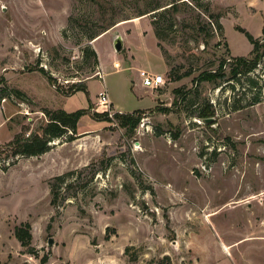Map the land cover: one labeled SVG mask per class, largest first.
Instances as JSON below:
<instances>
[{
  "label": "rangeland",
  "instance_id": "1",
  "mask_svg": "<svg viewBox=\"0 0 264 264\" xmlns=\"http://www.w3.org/2000/svg\"><path fill=\"white\" fill-rule=\"evenodd\" d=\"M263 26L264 0H0V264H264V54L234 77L230 61ZM138 68L167 80L144 88ZM103 89L111 120L91 115ZM79 108L43 154L6 145ZM136 110L132 132L112 116Z\"/></svg>",
  "mask_w": 264,
  "mask_h": 264
},
{
  "label": "trees",
  "instance_id": "2",
  "mask_svg": "<svg viewBox=\"0 0 264 264\" xmlns=\"http://www.w3.org/2000/svg\"><path fill=\"white\" fill-rule=\"evenodd\" d=\"M110 25H105L103 30H106ZM248 39L251 43L252 48L249 52V56H237L230 58L232 63L231 72L232 77L236 74H245L256 67L258 60L264 54V37L261 39L254 38L248 31L243 29H238ZM262 33L264 34V26L262 28ZM226 59H221L218 67L214 70H206L200 72V74L195 78V81H217L224 77L223 65H225ZM40 71L47 76L49 81L51 77L47 74V71L42 67ZM173 79H179L180 76H172ZM5 79L0 77V93L5 91L4 88ZM254 81H252V84ZM84 91L87 93V88L84 84H76L71 86V91ZM5 96L3 95L2 98ZM87 110L84 108H79L74 111H65L62 109L55 110H45V115L47 116V122L41 128V133L29 134V136L24 137L23 133H17L11 141L6 145L12 150L13 155H26V156H36L41 155L49 149V142L54 138L63 136L67 130L75 132L76 124L79 118L84 115ZM138 110L129 113L114 112L113 117L119 122L121 126L127 127L128 131L132 132L139 121ZM92 117L97 120H111L107 112H92ZM213 115V112L208 110L201 111L198 116L199 118H207ZM66 174L56 175L52 180H56L59 183L64 182V177ZM50 194L52 196L50 203L54 205L56 203L57 196V184L54 182L49 183ZM30 225L28 222H21L14 226V236L19 240L22 246H28L31 239V233L29 231ZM29 253L32 250L28 249ZM46 260V256L41 258V262Z\"/></svg>",
  "mask_w": 264,
  "mask_h": 264
},
{
  "label": "built area",
  "instance_id": "3",
  "mask_svg": "<svg viewBox=\"0 0 264 264\" xmlns=\"http://www.w3.org/2000/svg\"><path fill=\"white\" fill-rule=\"evenodd\" d=\"M113 67L115 69L119 68V62L118 61H114L112 63ZM96 75L99 78H103V73H101L100 71L96 72ZM137 76L139 78V82L141 84V86H143L144 88H149V89H157L159 87H162L167 78L164 76L163 73L160 72H152L148 69L145 68H138L137 69ZM97 99L95 101L96 107L95 109L97 110V112H107L108 115L110 116V101L107 95V92L105 89L103 90H99L97 92L96 95Z\"/></svg>",
  "mask_w": 264,
  "mask_h": 264
},
{
  "label": "water",
  "instance_id": "4",
  "mask_svg": "<svg viewBox=\"0 0 264 264\" xmlns=\"http://www.w3.org/2000/svg\"><path fill=\"white\" fill-rule=\"evenodd\" d=\"M112 44H113V48H114L115 51H119L122 48V37H121L120 34H117V35L114 36ZM201 119L204 122H209V121H211L212 118L211 117H207V118H201ZM51 245H52V239L48 238L47 246L50 247Z\"/></svg>",
  "mask_w": 264,
  "mask_h": 264
},
{
  "label": "crops",
  "instance_id": "5",
  "mask_svg": "<svg viewBox=\"0 0 264 264\" xmlns=\"http://www.w3.org/2000/svg\"><path fill=\"white\" fill-rule=\"evenodd\" d=\"M110 104H111V106L113 107V104L111 103V101H110Z\"/></svg>",
  "mask_w": 264,
  "mask_h": 264
}]
</instances>
